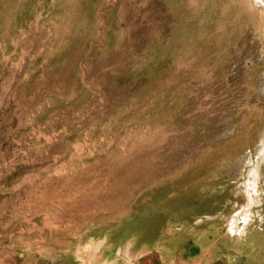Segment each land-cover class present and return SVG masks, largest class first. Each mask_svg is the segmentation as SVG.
Instances as JSON below:
<instances>
[{
    "label": "rangeland",
    "instance_id": "374dc122",
    "mask_svg": "<svg viewBox=\"0 0 264 264\" xmlns=\"http://www.w3.org/2000/svg\"><path fill=\"white\" fill-rule=\"evenodd\" d=\"M0 264H264V0H0Z\"/></svg>",
    "mask_w": 264,
    "mask_h": 264
}]
</instances>
